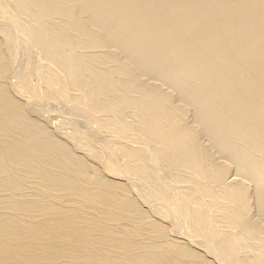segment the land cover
<instances>
[{"label": "bare ground", "instance_id": "6f19581e", "mask_svg": "<svg viewBox=\"0 0 264 264\" xmlns=\"http://www.w3.org/2000/svg\"><path fill=\"white\" fill-rule=\"evenodd\" d=\"M0 11V264H264V224L245 207L252 192L264 217V0H0ZM20 47L17 69L2 51ZM52 113L58 131L71 125L66 141L46 127ZM86 124L138 138L116 137V159L80 140Z\"/></svg>", "mask_w": 264, "mask_h": 264}, {"label": "rangeland", "instance_id": "374dc122", "mask_svg": "<svg viewBox=\"0 0 264 264\" xmlns=\"http://www.w3.org/2000/svg\"><path fill=\"white\" fill-rule=\"evenodd\" d=\"M6 5H7V7L9 8V10L10 9H12L13 7L10 5V4H7L6 3ZM3 18L4 17V15L2 14V12L0 11V18ZM3 20V19H2ZM9 21V20H8ZM7 23V22H6ZM7 24H9V26H13L12 24H11V22L9 21V23H7ZM18 39H21V38H19V35H18V37H17ZM20 41V40H19ZM19 43H21V41L19 42ZM19 46H20V44H19ZM99 48V49H98ZM103 49H104V47H102ZM101 48V49H102ZM21 47H20V49L17 51V53L16 52H14L13 54H14V56H13V54H11V52H6L5 51V49L2 51L3 53H4V55H5V57H6V61H8V62H15V64H14V66H16L17 67V69L19 68V69H21V68H23L24 66H25V64H24V62L23 61H18V57H19V55H20V51H21ZM104 50H106V49H104ZM103 50V51H104ZM118 49L116 48L115 49V47L114 48H112V47H109V49H108V51H110L111 53H119L118 51H117ZM91 51H92V53H97V54H99L100 52H102V50H100V47H97V48H93V49H91ZM107 51V50H106ZM16 54V55H15ZM17 54H19V55H17ZM101 54V53H100ZM115 55V54H114ZM109 61V60H108ZM30 62H31V60H30ZM46 62V61H45ZM18 63V64H17ZM112 64V62H111V60L109 61V63H106L105 65H109V64ZM110 64V65H111ZM12 67V69H14V68H16V67ZM12 70L10 71V76H8L9 78L8 79H10L11 80V78L12 79H16V78H18V75H17V73H15V74H12ZM15 72V71H14ZM13 72V73H14ZM32 73V74H31ZM17 77H16V76ZM28 76H30V77H28L29 78V80L32 82V83H37V81H36V79L38 80V78H36V76H35V74L33 75V72H31V71H29V74H28ZM33 76V77H32ZM16 77V78H15ZM148 76H145V75H141V80H143L144 81V83H147V84H158V82H159V80H156V79H154L153 77H151V76H149L148 78H147ZM151 77V78H150ZM153 78V79H152ZM9 80V81H10ZM35 80V81H34ZM164 85V84H163ZM162 86V85H161ZM166 85H164V86H162V87H165ZM167 87V86H166ZM75 88H73V87H71V88H68V91L70 92V93H77V91H75L74 90ZM11 92V94L13 93V90L12 91H10ZM176 96V94L175 93H173L172 94V96ZM177 97V96H176ZM176 97H174V98H176ZM38 99L39 98H37V99H33L34 100V104L33 103H31L32 105H33V107H35V106H41V107H43V106H45L44 108H45V111H46V109H47V112H51V111H53L54 109H61L62 108V110H64V105H63V107H60V106H62L61 104H58V105H54V104H52V105H50V104H45V103H43V104H41L40 102H41V99H39L40 100V102L38 101ZM35 102H36V104L37 105H35ZM181 103V102H180ZM48 105V106H47ZM51 106V107H50ZM60 107V108H59ZM52 109V110H51ZM49 110V111H48ZM62 110H60V111H62ZM30 111V110H29ZM33 111V110H32ZM32 111H30L31 113H29V112H27L26 114L28 115H30L31 114V116L32 117H36L35 115H33L32 114ZM35 111V110H34ZM191 111H188V114H187V116H188V118H187V122L188 123H190V124H192V121H193V116L191 115V113H190ZM67 113V112H66ZM68 113H69V111H68ZM110 112L109 111H103V110H100L99 112H98V115H99V118H101L102 119V117H104L105 115H107V114H109ZM28 115V116H29ZM128 115V114H127ZM127 115H125L124 116V118H123V121L125 122V120H126V122L125 123H130L131 121H132V117H130L131 115H128V117H126ZM190 115H191V117H190ZM70 116H71V113H69V119H71L72 118V116H71V118H70ZM39 117V118H38ZM37 118L38 119H40L41 121L42 120H44L43 118H42V116L40 117V115L38 116ZM125 119V120H124ZM131 120V121H130ZM79 121V120H78ZM78 121H74L73 122V124H76V126L77 125H79L78 123H81V124H83L82 123V119L78 122ZM130 121V122H129ZM57 123H58V119H57V117L52 113L50 116H49V122H47V124H46V127H48L49 126V128L50 129H52V127H53V129L55 128L56 129V131L57 132H55V135H54V137L57 139V138H59V139H61V140H63L64 139V141H66V136H63V135H66L67 133L66 132H68L69 133V135H70V133H71V125H64L63 127H62V125H59V126H61L60 127V129H59V131H58V129L57 128H59V127H57ZM56 126H55V125ZM80 124V125H81ZM54 125V126H53ZM85 125V124H84ZM89 126L91 127L92 125H88L87 126V124H86V127L87 128H89ZM79 127V126H78ZM93 128H89V129H92L90 132H92V133H94L93 135L92 134H90V132L88 131V129H87V134H86V132L84 131L83 132V134L85 133V137L86 138H84V137H81V135H80V140L81 141H84L85 140V142L84 143H86L87 144V141H89L88 142V147L91 149L92 147H94V150H101L102 152H103V155H104V153L106 154V151H108L107 153L108 154H106V155H109L111 152H112V154H113V156H114V158H116V156H115V154H114V152L113 151H115L114 149H115V146H117L116 145V143L118 144V142H120V141H122V138H119V137H117V139L119 138L120 139V141L119 140H117V142L115 143V140H116V137H115V133L114 134H112V137H111V135H110V133L109 132H107V131H109V130H106V128H104V127H102V129L101 130H99L100 128L98 127H95V126H92ZM104 128V129H103ZM52 129V130H53ZM55 129L53 130V132L55 131ZM71 129V130H70ZM107 129H108V127H107ZM106 131V132H105ZM59 132V133H58ZM66 134H65V133ZM59 134V135H58ZM57 135L59 136V137H57ZM68 135V134H67ZM87 135V136H86ZM96 135H98V136H96ZM110 135V136H109ZM124 138H123V143L121 142L120 144H122V145H124L126 142H127V144H128V141H133V140H135L136 138H138V136H135V135H133L130 131H124ZM62 136V137H61ZM53 137V138H54ZM64 137V138H63ZM89 137H92V139L90 138L89 140H88V138ZM114 137V138H113ZM122 137V136H121ZM82 138V139H81ZM106 138V139H105ZM86 139H87V141H86ZM96 139H98L99 141H97ZM115 139V140H114ZM79 140V139H78ZM79 140V141H80ZM95 140V141H94ZM113 142V145L114 146H112V143L111 142ZM125 141V142H124ZM199 141H201V143H203L204 145H206L207 146V148L209 149V151L212 153V155H213V157H214V159H215V161L216 162H218V163H220L221 161H224V159L216 152V150H215V148L211 145V143L208 141V139L206 138V135H202L201 137H199ZM71 142V141H70ZM72 143V142H71ZM70 143V145H73V144H71ZM115 143V144H114ZM132 143V142H131ZM136 143V142H135ZM134 142L132 143V144H135ZM138 143V142H137ZM136 143V145L137 146H139L140 144L138 143L137 144ZM109 145V146H108ZM136 145H133V146H136ZM102 146V147H101ZM73 147V146H72ZM109 147H110V149H109ZM112 147V148H111ZM73 149H74V147H73ZM93 149V148H92ZM106 149V150H105ZM113 149V150H112ZM104 150H105V152H104ZM81 151H83V150H81ZM105 155V156H106ZM117 159V158H116ZM231 171H229L228 172V176H227V180H228V178H229V180H232L233 179V177L235 176L234 175V173L233 172H231ZM233 176V177H232ZM182 177H183V175H182ZM242 180H244L245 181V183H247V184H249V187H250V189L252 188V185H251V183H250V181L248 180V179H246L245 177H242V176H239ZM238 177V178H239ZM231 178V179H230ZM237 178V177H236ZM133 179V178H132ZM132 179H131V181H130V179H128L127 181L131 184V185H133L132 184ZM134 181V180H133ZM31 183V184H29L28 185V183ZM27 182L25 181L24 182V186L25 187H27V189L24 187V189L27 191V193H25L26 191L24 190V189H22L20 192H23V194H24V196L23 197H25V195L26 194H30V192H31V190H30V192H29V190H28V188L30 187V188H32V186L34 185L32 182H31V180H30V182H29V180H27ZM181 183V184H180ZM184 183L185 182H179V186H184ZM187 183V182H186ZM185 183V184H186ZM27 185V186H26ZM32 185V186H31ZM35 186V188H36V185H34ZM133 186H135V184L133 185ZM29 188V189H30ZM174 193H176V192H173V194ZM22 194V193H21ZM133 194H135L136 195V197H138L137 196V194H136V192H134L133 191ZM250 194H251V197H250V199H249V202H248V204L245 206V207H249V212H248V215H249V217H250V219H251V221H260L262 224H264V217H263V215H261L260 214V212L256 209V202H255V200H254V198H253V196H252V192H250ZM26 197H27V195H26ZM138 199H139V197H138ZM148 214H149V212H148ZM147 214V215H148ZM215 214H216V217L219 219V216H218V214H219V212L217 211V212H215ZM155 215V216H154ZM150 218H148V219H151V217L152 218H154L155 217V219H157L158 218V220L159 221H162V223H163V221L164 220H162V219H160L158 216L156 217V213H151V211H150ZM148 216V217H149ZM154 216V217H153ZM262 218V219H261ZM174 222V221H173ZM165 223V222H164ZM219 224H221L220 222H218ZM129 225H130V223H128ZM131 224H132V222H131ZM221 230L222 231H226L227 230V227H225L224 225L221 227ZM230 230L231 231H234V230H236V227L235 226H233V227H230ZM142 235L143 236H145V237H147V234L146 235H144L143 233H142ZM142 235L140 234V237H142ZM169 238V237H168ZM142 239H144V237L142 238ZM149 240H151V239H149ZM249 242L250 243H254L255 242V240L254 239H249Z\"/></svg>", "mask_w": 264, "mask_h": 264}]
</instances>
